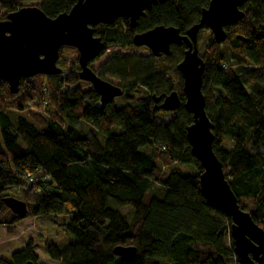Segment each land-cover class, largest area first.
Wrapping results in <instances>:
<instances>
[{"label": "trees", "instance_id": "1", "mask_svg": "<svg viewBox=\"0 0 264 264\" xmlns=\"http://www.w3.org/2000/svg\"><path fill=\"white\" fill-rule=\"evenodd\" d=\"M76 1L0 0V20L25 5L55 17ZM209 1L157 2L134 28L123 17L94 26L104 48L90 64L122 89L118 100L102 103L91 83L80 85L78 53L68 45L57 61L62 72L21 77L16 93L0 80V223L22 218L5 196L24 200L45 252L60 264H246L234 253L230 216L200 191L202 166L186 136L193 115L177 69L185 43L154 55L132 40L161 24L185 34ZM240 8L244 16L225 26L226 40L217 42L205 26L198 31L201 89L225 177L240 207L264 228V0ZM108 47L114 50L94 67ZM172 90L179 106L154 108ZM124 205L129 214L119 209ZM63 232L69 237L57 242ZM119 244L135 249L116 254ZM28 259L38 261L31 239L0 254V264Z\"/></svg>", "mask_w": 264, "mask_h": 264}, {"label": "water", "instance_id": "2", "mask_svg": "<svg viewBox=\"0 0 264 264\" xmlns=\"http://www.w3.org/2000/svg\"><path fill=\"white\" fill-rule=\"evenodd\" d=\"M166 0H77L68 10L55 17L47 16L36 5H25L10 12L0 20V80L8 83L11 92L18 91L21 77L37 73L57 74L62 68L57 64L63 45L77 49L78 76L89 81L97 90L100 101L106 103L122 93V89L103 78L90 62L104 48V42L94 35L97 24H111L118 17L135 27L140 16L153 4ZM246 0H210L203 8L199 21L180 34L174 26L157 25L135 33V44L148 46L154 55L170 53L172 43H185L181 60L177 63L183 82L184 106L193 115L186 128L192 154L200 161V191L212 204L230 216V235L234 253L246 264H264V228L240 207L238 198L225 177L221 160L213 150L212 122L205 109L202 92L204 60L199 54L197 34L207 27L217 42L226 40L225 26L244 16L241 6ZM156 102L160 96L153 95ZM180 104L176 90L166 94L154 108L175 110ZM5 203L24 217L27 205L24 200L7 195ZM133 246L115 245L116 254L131 253ZM22 264H37L31 259Z\"/></svg>", "mask_w": 264, "mask_h": 264}, {"label": "rangeland", "instance_id": "3", "mask_svg": "<svg viewBox=\"0 0 264 264\" xmlns=\"http://www.w3.org/2000/svg\"><path fill=\"white\" fill-rule=\"evenodd\" d=\"M62 49H65V47H63ZM113 50L114 48L111 47L108 51H106V53H103L99 58L94 60L92 62V65L96 67L99 63L104 61L109 55V53ZM64 52L67 54L69 59H72L75 55V52L72 50H65ZM167 75L173 78V72L171 71L167 72ZM79 83L82 86H87L90 84L89 81L84 79H81ZM71 87L72 86L70 85L69 88ZM114 99L118 100L119 98L115 96ZM11 113L13 117H15L17 111L13 110ZM25 113L27 114L26 111ZM163 119L164 118L162 112H158L157 120L159 121ZM181 166L185 170L189 169L187 165L182 164ZM119 209L124 214H129L130 212L129 206L127 205L120 206ZM68 237L69 234L63 232L62 234L59 235L56 241L60 242ZM29 239H31V241L34 243V250L38 254L37 264H60L57 260L50 258L45 252V237L40 235L38 230L35 228L33 224L32 216L26 215L12 224L0 223V254L1 255L9 256L12 250L20 248ZM159 264H167V262L165 260H159Z\"/></svg>", "mask_w": 264, "mask_h": 264}, {"label": "built area", "instance_id": "4", "mask_svg": "<svg viewBox=\"0 0 264 264\" xmlns=\"http://www.w3.org/2000/svg\"><path fill=\"white\" fill-rule=\"evenodd\" d=\"M26 177H28L29 180H32L33 179V175L30 172H27L26 173Z\"/></svg>", "mask_w": 264, "mask_h": 264}, {"label": "flooded vegetation", "instance_id": "5", "mask_svg": "<svg viewBox=\"0 0 264 264\" xmlns=\"http://www.w3.org/2000/svg\"><path fill=\"white\" fill-rule=\"evenodd\" d=\"M131 28V27H130ZM134 28V27H133ZM137 33H139V32H137ZM111 47H108L106 50H105V52L104 53H106V51H108L109 49H110ZM77 50V49H76ZM77 53H78V51H77ZM109 56V55H108ZM107 56V57H108ZM183 79V78H182Z\"/></svg>", "mask_w": 264, "mask_h": 264}]
</instances>
